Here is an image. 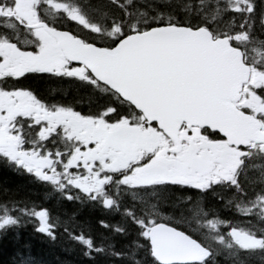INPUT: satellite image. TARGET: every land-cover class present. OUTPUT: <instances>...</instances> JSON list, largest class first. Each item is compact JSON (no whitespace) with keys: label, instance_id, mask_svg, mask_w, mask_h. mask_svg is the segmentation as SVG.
<instances>
[{"label":"snow or ice","instance_id":"1","mask_svg":"<svg viewBox=\"0 0 264 264\" xmlns=\"http://www.w3.org/2000/svg\"><path fill=\"white\" fill-rule=\"evenodd\" d=\"M0 166L9 264H264V0H0Z\"/></svg>","mask_w":264,"mask_h":264},{"label":"trees","instance_id":"2","mask_svg":"<svg viewBox=\"0 0 264 264\" xmlns=\"http://www.w3.org/2000/svg\"><path fill=\"white\" fill-rule=\"evenodd\" d=\"M5 182L13 187L19 186L23 195L31 196L32 198L44 196V189L32 185L24 177L16 175L7 169H4L3 166H0V187H2ZM46 204L48 207L54 209L56 214L61 215L63 218L65 211L63 205H57L55 201L51 200L46 201ZM73 207H75V205H69L67 211L70 212ZM205 207H211L216 210L220 218L234 220L236 223H241V226H243L241 218L236 217L230 211L225 210L219 202L210 200L205 204ZM98 218L106 219L110 223L115 222L118 219V217L109 216L98 210L92 211L85 209L83 213H81V219L84 225L92 229L93 235L104 231L99 224H97ZM113 242L119 246L118 238L114 239ZM24 243L30 244L31 255L37 260L38 264L39 262H42V264H78V261L81 259L78 252H66L63 244L59 241L54 246L48 244L41 237L34 235L30 227L20 231L19 244ZM16 247L17 242L12 236H9L6 241L0 243V264H9ZM254 264H261L259 257L254 258Z\"/></svg>","mask_w":264,"mask_h":264}]
</instances>
